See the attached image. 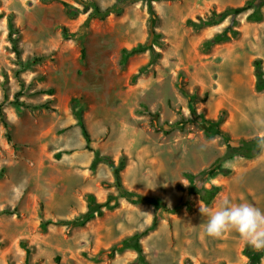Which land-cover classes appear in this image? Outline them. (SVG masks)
I'll return each mask as SVG.
<instances>
[{
	"label": "rangeland",
	"instance_id": "1",
	"mask_svg": "<svg viewBox=\"0 0 264 264\" xmlns=\"http://www.w3.org/2000/svg\"><path fill=\"white\" fill-rule=\"evenodd\" d=\"M115 1L0 0V111L8 124L7 131L0 121V264H24L26 249L28 264H55V258L59 264H256L244 254L254 249L238 233L219 239L205 234L207 217L193 195L192 210L163 214L141 237L142 262L133 250L113 258L108 251L151 225L154 208L146 202L120 198L114 209L82 227L55 224L84 214L87 195L102 203L118 194L107 165L90 169L93 152L110 156L115 166L122 163L125 190L160 197L170 207L182 195L176 185H188L183 173L197 174L222 158L228 174L199 177L191 186L220 187L208 206L212 209L228 199L264 210V158L236 152L241 141L258 137L253 120L264 115V90H255L253 74L255 60L264 72V6L260 21L247 20L250 9L194 30L187 20H206L247 0L154 2V30L161 38L159 56L147 67V52L124 66L119 62L122 49L147 38L145 4L134 1L102 19L89 16L91 9L70 19L62 6L82 10V3L91 2L104 10ZM8 17L18 34V58L7 39ZM232 30L238 31L236 38L203 46L215 34ZM181 89L194 95L196 115L208 121L222 117L219 129L228 142L207 137L211 127L190 113ZM14 97L32 109L14 105ZM73 98L82 108L92 152L85 150L68 106ZM179 120H187L182 131L153 130ZM45 222L51 224L42 228ZM257 264H264V252Z\"/></svg>",
	"mask_w": 264,
	"mask_h": 264
},
{
	"label": "trees",
	"instance_id": "2",
	"mask_svg": "<svg viewBox=\"0 0 264 264\" xmlns=\"http://www.w3.org/2000/svg\"><path fill=\"white\" fill-rule=\"evenodd\" d=\"M134 1L142 2L143 4H145L147 8V13L149 15V23L147 26V38L143 43L137 44L135 47L131 49H122L120 51V61L119 62L121 66H124L130 57L147 52L149 54V60L147 63V67H148L149 65L153 64L156 58L159 56V53L156 51V47L160 45L161 36L159 33H157L154 30L156 20H155L152 4L160 0H116L111 7L106 8L104 10H100L97 6H95L91 2L87 4L82 3L83 4L82 10L76 7H73L65 2L62 3V6L65 10L66 15L70 19H75L79 14L86 13L88 9H91L89 16L102 19L109 14H115V15L120 14L122 9L126 5L133 3ZM262 6H264V0H247L244 2L242 6L235 7V8H228L221 13H212L211 16L206 20L198 19L196 22L187 20L185 24L194 30H200L205 27H211V26H215L219 24L220 22L224 20L226 16L235 17L250 9H252L253 11L247 17V20L252 21V22H257L261 20L260 9ZM238 34L239 33L236 30L230 31V35H227L224 32L215 34L211 39L205 41L203 43V46L206 49H208L214 45L224 43L231 39H234L238 36ZM17 38H18V34H17V30L14 28L12 24V18L8 17L7 39L11 45L12 51L16 58L20 56V52L17 47V41H18ZM83 59H84V50L81 47L80 48V60H83ZM145 69L146 67L139 69L138 72L132 77L133 80L139 74H141ZM253 74L255 77V85H254L255 90L257 92L263 91L264 90V72L261 69V62L259 60H255L253 62ZM181 93L186 96L187 108L190 111V113L195 116V119L211 127V133L207 134V137L218 136L225 142H228L229 139L227 135L224 134L219 129V125L222 120V117H219L217 121H208V120H205L202 115L200 114L196 115L195 110H194V101H195L194 95H188L185 91H183V89H181ZM46 95L52 96L53 91L48 90ZM16 96H20V93H18ZM14 98H15L14 105L18 107L22 106L21 108H24V109H32L29 105L27 106L25 104L19 103L18 97H14ZM68 106L71 110L72 117L75 120V124L80 131L81 137L84 140L85 150L92 152V149L90 147L91 139L85 127V124L82 118V108L79 107L78 100L74 98L70 99ZM38 107L46 108L45 105H41ZM143 113L148 114L147 111H143ZM0 121L2 125L4 126V128L8 131V124L5 121L4 116L1 113V111H0ZM186 124H187V120H179L170 125L165 124L162 127L155 126L153 127V130L154 132H157V133L161 132L164 135H168L175 130L182 131ZM6 134H7V138L10 139L9 134L8 133ZM240 144H241V148L239 149V151H236V152L239 153L241 157L253 158L259 153L258 148H257V137H254L250 140L241 141ZM221 160L222 158L215 160V162H213L208 168L202 170L201 172L197 174L183 173L182 177L188 182V185L186 187H183L182 184L180 183L176 185V189L179 190L182 193V195L179 198L178 202L174 206L170 207L160 197L144 198L133 192H129L125 190L121 186L120 176H119V171L122 166V163H119L118 166H115L110 156L100 155L98 152H93L92 160L89 166L90 169L91 170L95 169L99 164L107 165L113 173L114 185L117 189L118 194L115 196L108 195L105 201L102 203H97L95 201V198L92 195H87L86 197L87 198V201H86L87 209L84 214L80 215L79 217L71 221H57L55 224H62V225L70 226L72 228L82 227L87 222L94 219L95 217L102 216L104 210L109 211V210L114 209L118 205V200L120 198H124L127 202L131 204H138L141 202H146L147 204L152 205L154 208V215H153L151 225L147 229L143 230L141 233H136L130 237L122 239L117 244L112 246L108 251V257L113 258L115 254L121 253L125 250H133L138 254L137 260L139 262H142L139 240L141 239V237H143L149 231H151L152 229L156 227L157 223L161 220L162 218L161 216L163 214H167V215L177 214L182 209H185L186 211L192 210L194 207V202L189 199V197L192 195L197 196L199 201L204 206H207V207L210 206V204L219 194L220 187L212 185L208 188L204 186H200L196 188V187H192L191 184L199 177L215 176L217 173L228 174V171L221 168ZM49 224H51V222H45L42 225V228H46V226H48ZM263 252L264 251H256V250L248 252L246 250L244 251V254L248 259H254V262L257 264ZM29 254H30L29 250L26 249L24 264H28ZM54 261H55V264H59L58 258H55Z\"/></svg>",
	"mask_w": 264,
	"mask_h": 264
},
{
	"label": "clouds",
	"instance_id": "3",
	"mask_svg": "<svg viewBox=\"0 0 264 264\" xmlns=\"http://www.w3.org/2000/svg\"><path fill=\"white\" fill-rule=\"evenodd\" d=\"M253 124L258 130L257 148L264 158V115H256ZM199 210L207 217L203 228L208 237L219 239L226 232H235L247 246L264 251V210L247 202L231 203L228 199L215 209L202 206L200 202Z\"/></svg>",
	"mask_w": 264,
	"mask_h": 264
},
{
	"label": "bare ground",
	"instance_id": "4",
	"mask_svg": "<svg viewBox=\"0 0 264 264\" xmlns=\"http://www.w3.org/2000/svg\"><path fill=\"white\" fill-rule=\"evenodd\" d=\"M263 112V111H262ZM260 113V112H259Z\"/></svg>",
	"mask_w": 264,
	"mask_h": 264
}]
</instances>
